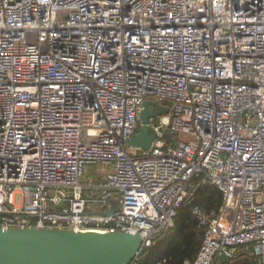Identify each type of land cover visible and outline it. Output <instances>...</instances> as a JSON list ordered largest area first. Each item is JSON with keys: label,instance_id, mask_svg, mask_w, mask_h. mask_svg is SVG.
Returning a JSON list of instances; mask_svg holds the SVG:
<instances>
[{"label": "built area", "instance_id": "1", "mask_svg": "<svg viewBox=\"0 0 264 264\" xmlns=\"http://www.w3.org/2000/svg\"><path fill=\"white\" fill-rule=\"evenodd\" d=\"M147 100L168 112L131 153ZM205 184L221 205L193 208L184 264H264V0H0V227L151 247Z\"/></svg>", "mask_w": 264, "mask_h": 264}, {"label": "water", "instance_id": "2", "mask_svg": "<svg viewBox=\"0 0 264 264\" xmlns=\"http://www.w3.org/2000/svg\"><path fill=\"white\" fill-rule=\"evenodd\" d=\"M167 112L168 107L145 101L140 112L142 127L127 140V146L150 149L155 136L151 135L149 119ZM110 202L107 215L120 210L117 198ZM144 244L140 232L0 227V264H130ZM226 260L227 255H222L219 264Z\"/></svg>", "mask_w": 264, "mask_h": 264}, {"label": "trees", "instance_id": "3", "mask_svg": "<svg viewBox=\"0 0 264 264\" xmlns=\"http://www.w3.org/2000/svg\"><path fill=\"white\" fill-rule=\"evenodd\" d=\"M219 189L211 184L201 186L192 202L177 211L174 227L154 238L151 247H144L139 255L140 264H184L192 262L200 248L204 227L193 214L195 206L208 210L217 209L221 205ZM164 240L163 243L162 240ZM233 264H257V257L248 253H240Z\"/></svg>", "mask_w": 264, "mask_h": 264}, {"label": "crops", "instance_id": "4", "mask_svg": "<svg viewBox=\"0 0 264 264\" xmlns=\"http://www.w3.org/2000/svg\"><path fill=\"white\" fill-rule=\"evenodd\" d=\"M87 171L89 172V175L86 176L87 178H91L92 177V178H94L96 180L99 179V177L97 175L98 170H97L96 167H92L91 166V168L87 169ZM100 180L104 181V177H101Z\"/></svg>", "mask_w": 264, "mask_h": 264}, {"label": "rangeland", "instance_id": "5", "mask_svg": "<svg viewBox=\"0 0 264 264\" xmlns=\"http://www.w3.org/2000/svg\"><path fill=\"white\" fill-rule=\"evenodd\" d=\"M156 117H159V115L156 116ZM129 151H130L131 153H137V151L134 150V149H132V148H129ZM89 168H91V166H88V167H87V169H89ZM86 175H89V172H88V171H86ZM16 200H17V202H20V200H21V196H20V195H17ZM164 240H165V239H163L161 243H163Z\"/></svg>", "mask_w": 264, "mask_h": 264}]
</instances>
